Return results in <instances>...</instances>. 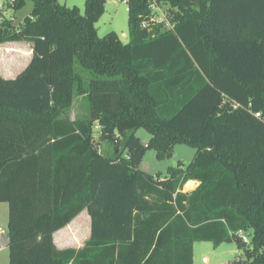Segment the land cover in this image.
<instances>
[{
    "label": "trees",
    "instance_id": "16d2710c",
    "mask_svg": "<svg viewBox=\"0 0 264 264\" xmlns=\"http://www.w3.org/2000/svg\"><path fill=\"white\" fill-rule=\"evenodd\" d=\"M31 1L21 25L0 22V43L32 45L0 75L8 264H193L195 241H235L245 257L229 264H264V0H125L126 42L96 32L106 0L83 14ZM138 128L158 155L183 143L192 159L140 169ZM83 209L89 238L59 249L53 232Z\"/></svg>",
    "mask_w": 264,
    "mask_h": 264
},
{
    "label": "rangeland",
    "instance_id": "374dc122",
    "mask_svg": "<svg viewBox=\"0 0 264 264\" xmlns=\"http://www.w3.org/2000/svg\"><path fill=\"white\" fill-rule=\"evenodd\" d=\"M67 7L76 6L80 13L85 12L86 0H57ZM32 8V1L26 0L25 4L14 13L13 24L21 25L23 18L28 15ZM167 5H160L157 9V21L167 20ZM127 5L125 0H106L102 15L94 22V27L99 36L108 32H115L123 42L127 41ZM169 23V22H168ZM32 53V45L25 39L4 40L0 43V74L3 77H14L22 71L28 64ZM80 99L74 102L72 114L81 111ZM140 138L144 150L139 163V168L151 174H164L169 166H174L181 161L187 164L195 153V148L189 144H174L168 153L158 155L154 147L147 146L150 133L144 128H138L136 131ZM98 136V131H94ZM102 150L108 148V143L100 144ZM186 182L183 191L193 189L196 182ZM8 218L7 203L0 202V228L6 230ZM242 234V233H241ZM250 230L245 231L242 236L244 241L249 243ZM249 245V244H248ZM250 246V245H249ZM245 257L243 248H238L235 241L222 242L214 247L210 241H195L193 243V264H229L234 259ZM0 264H8L7 247L0 251Z\"/></svg>",
    "mask_w": 264,
    "mask_h": 264
},
{
    "label": "crops",
    "instance_id": "0c3cea01",
    "mask_svg": "<svg viewBox=\"0 0 264 264\" xmlns=\"http://www.w3.org/2000/svg\"><path fill=\"white\" fill-rule=\"evenodd\" d=\"M1 75V74H0ZM190 182H196L190 180ZM90 236V217L86 209L77 213L68 223L53 232V242L59 248H80Z\"/></svg>",
    "mask_w": 264,
    "mask_h": 264
},
{
    "label": "built area",
    "instance_id": "2783aa9c",
    "mask_svg": "<svg viewBox=\"0 0 264 264\" xmlns=\"http://www.w3.org/2000/svg\"><path fill=\"white\" fill-rule=\"evenodd\" d=\"M13 0H0V22L4 19H14V9H13ZM152 9L151 19L157 21V9H159L160 5L156 2H152L150 5ZM160 22H164V25H169L167 20H160ZM145 25V23H144ZM258 116V113H255ZM242 236V235H241ZM244 239V237L242 236ZM7 247V231L0 228V251Z\"/></svg>",
    "mask_w": 264,
    "mask_h": 264
}]
</instances>
